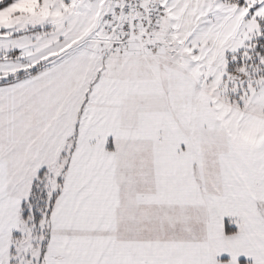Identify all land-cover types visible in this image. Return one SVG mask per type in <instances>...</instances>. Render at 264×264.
<instances>
[{"label": "snow or ice", "instance_id": "snow-or-ice-1", "mask_svg": "<svg viewBox=\"0 0 264 264\" xmlns=\"http://www.w3.org/2000/svg\"><path fill=\"white\" fill-rule=\"evenodd\" d=\"M0 264H264V0H0Z\"/></svg>", "mask_w": 264, "mask_h": 264}]
</instances>
